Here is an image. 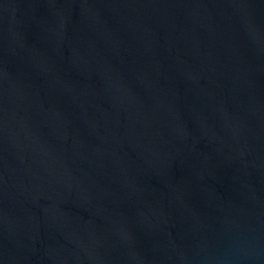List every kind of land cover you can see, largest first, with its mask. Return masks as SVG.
Returning <instances> with one entry per match:
<instances>
[{"label": "water", "instance_id": "obj_1", "mask_svg": "<svg viewBox=\"0 0 264 264\" xmlns=\"http://www.w3.org/2000/svg\"><path fill=\"white\" fill-rule=\"evenodd\" d=\"M0 264H264V0H0Z\"/></svg>", "mask_w": 264, "mask_h": 264}]
</instances>
